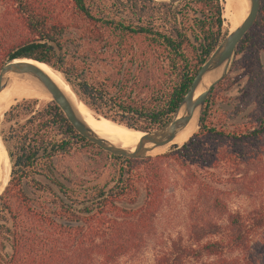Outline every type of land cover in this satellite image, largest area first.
Here are the masks:
<instances>
[{
	"label": "trees",
	"instance_id": "trees-1",
	"mask_svg": "<svg viewBox=\"0 0 264 264\" xmlns=\"http://www.w3.org/2000/svg\"><path fill=\"white\" fill-rule=\"evenodd\" d=\"M56 2L57 12L37 0H8L0 67L16 57L44 62L93 112L140 131L168 120L228 30L223 0ZM234 85V102L221 108V93ZM38 103L23 98L4 113L25 120L9 136L0 264L133 258L155 235L169 173L190 190L184 231L153 244L149 264H264V202L243 210L228 202L233 193L249 197L263 172L264 0L208 93L197 129L166 152L112 154L79 134L55 102ZM74 158L75 168L55 164Z\"/></svg>",
	"mask_w": 264,
	"mask_h": 264
},
{
	"label": "water",
	"instance_id": "water-1",
	"mask_svg": "<svg viewBox=\"0 0 264 264\" xmlns=\"http://www.w3.org/2000/svg\"><path fill=\"white\" fill-rule=\"evenodd\" d=\"M156 1L177 2L179 0H156ZM248 2H249V9L245 18L234 29L232 30L228 29L227 32L223 35V37L220 39L216 47L213 49L210 55L199 67L186 93L179 101L172 115L168 118V120L164 124L160 125L159 127H156L148 131H141L144 133V135L139 139L133 150L124 148L123 146L120 145H116L112 143L110 140L98 135L78 114L72 102L66 96V94L60 89V87L37 65L25 60L32 58L16 57L13 59L6 60L1 65L0 91L5 87V85L8 82L9 73H28L34 76L41 83V85L49 92L51 97L50 100H52L59 106V108L62 110L65 117L75 128V130L79 134L84 136L86 139H88L89 141L93 142L94 144L102 148L103 150L110 152L112 154L126 156L130 158H145L148 156H153L156 154L163 153L172 146L181 145L182 143L181 144L172 143L169 145L168 148H166L162 152H152V150L156 147L164 146L169 142H171L176 137L178 132L182 130L194 116H196V128L198 127V118H199L200 110L203 106V103L208 93L226 75L236 46L243 38L245 33L251 28L257 17L260 8V0H248ZM211 72L216 73L215 78L211 80L210 83L206 85L204 89L197 96H195L196 89L202 83L204 77ZM5 186L0 191V195L4 190Z\"/></svg>",
	"mask_w": 264,
	"mask_h": 264
},
{
	"label": "rangeland",
	"instance_id": "rangeland-1",
	"mask_svg": "<svg viewBox=\"0 0 264 264\" xmlns=\"http://www.w3.org/2000/svg\"><path fill=\"white\" fill-rule=\"evenodd\" d=\"M37 1H39L41 4H46L50 6V8H54L56 12L59 9L56 0H37ZM223 2L225 3V0H223ZM7 3L8 0H0V13L3 11V8H5ZM224 17H225V25H227V28L230 29L235 23L232 25V23L226 17L225 13H224ZM233 76H236V73H233ZM68 86L72 91H74L69 84ZM238 89H239L238 85H234L233 88L223 91L221 93V98L218 99L219 106L221 108H229L231 104L234 102L233 97H235L238 94L237 91ZM23 98H19L11 102V104L7 105L2 109L0 114V140L3 145V150L5 153L4 155L9 163L8 180L10 178L11 162L7 148L11 147V145L13 144V139H10L9 136H11L12 133H14V131L18 127H20V125L25 120V117H23L24 115H21L19 117H14L11 120H6L4 117V113L6 110H8V108L12 104H15L17 101ZM25 98H35V97H25ZM37 99H39V103L38 105H36V109L39 108L43 103L50 101V99H43V98H37ZM82 103L85 106H87L84 102ZM89 111L92 114V116H94L96 119L109 120L106 118L99 117L100 115L96 114L90 109ZM3 135L4 137L9 138V141H7V143L3 141L2 139ZM55 164H57L59 169L61 170H65L67 168L68 169L75 168L76 167L75 165L78 164V159L76 158L72 160L69 159V160L61 161L60 163L58 160L55 159ZM7 184L8 181L6 185ZM180 186H181L180 179L174 176L172 173H169L167 175V179L165 180V187H164L165 194L163 196L162 199L163 201L161 203L162 208L158 210V215H157L158 217L156 219V226H155V230H156L155 235L150 239L146 240V242H142V247L133 256V258L131 257L130 259L122 260L120 264H149L152 259L151 247L153 246V244H156L157 242L158 244H160L161 241H163L165 238L169 236H175L178 232L184 231L183 226L186 216V205L188 204L189 201L190 190L182 189ZM249 195H250L249 197H244L233 193L229 195L228 202L233 208L242 209V210L248 208L253 204L264 202V164H263V172L260 174L259 179H257V181L254 184H250Z\"/></svg>",
	"mask_w": 264,
	"mask_h": 264
},
{
	"label": "bare ground",
	"instance_id": "bare-ground-1",
	"mask_svg": "<svg viewBox=\"0 0 264 264\" xmlns=\"http://www.w3.org/2000/svg\"><path fill=\"white\" fill-rule=\"evenodd\" d=\"M224 4L226 17L229 19L232 25L235 23L230 28V30H232L245 18L249 9V2L248 0H225ZM25 60L37 65L60 87V89L70 99L78 114L98 135L110 140L116 145L123 146L124 148L130 150L134 149L139 139L144 135L143 132L129 128L124 124H117V122H112L110 120L96 119L94 116H92L87 106H85L79 100L76 93L69 88L67 82L60 72L54 70L45 63L38 62L33 59ZM215 76V72L208 73L204 77L202 83L196 89L195 96H197L204 89V87L215 78ZM23 97H35L43 99L51 98L49 92L34 76L28 73H9L8 82L0 91V114L4 107L11 104V102ZM195 128L196 116H194L190 122L178 132L176 137L171 142L164 146L154 148L152 152H162L172 143L181 144L185 142L192 132H194ZM4 154L3 145L0 140V191L6 185L9 176V163Z\"/></svg>",
	"mask_w": 264,
	"mask_h": 264
}]
</instances>
